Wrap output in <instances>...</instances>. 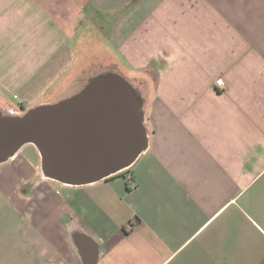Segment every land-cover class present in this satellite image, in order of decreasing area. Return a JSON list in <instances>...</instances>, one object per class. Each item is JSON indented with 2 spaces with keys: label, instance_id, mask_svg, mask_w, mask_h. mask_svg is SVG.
I'll return each mask as SVG.
<instances>
[{
  "label": "crops",
  "instance_id": "crops-1",
  "mask_svg": "<svg viewBox=\"0 0 264 264\" xmlns=\"http://www.w3.org/2000/svg\"><path fill=\"white\" fill-rule=\"evenodd\" d=\"M95 67L136 90L147 148L80 187L33 149L1 164L0 264H264V0H0V109Z\"/></svg>",
  "mask_w": 264,
  "mask_h": 264
},
{
  "label": "water",
  "instance_id": "water-1",
  "mask_svg": "<svg viewBox=\"0 0 264 264\" xmlns=\"http://www.w3.org/2000/svg\"><path fill=\"white\" fill-rule=\"evenodd\" d=\"M138 96L122 76L103 73L54 104L17 117L0 114V165L27 145L39 154L42 177L61 185L80 187L120 174L147 148Z\"/></svg>",
  "mask_w": 264,
  "mask_h": 264
},
{
  "label": "rangeland",
  "instance_id": "rangeland-1",
  "mask_svg": "<svg viewBox=\"0 0 264 264\" xmlns=\"http://www.w3.org/2000/svg\"><path fill=\"white\" fill-rule=\"evenodd\" d=\"M103 73L114 74L113 73V70L110 69V68H107V67L106 68H102V67L90 68L89 71L88 72H85L83 75L79 73L78 74L79 77L73 79L72 92L71 93H68L69 95L67 94V97H70L73 94H78L83 88H85V86L87 84H84V82H85V79L84 78L88 74L90 75V77L92 79V78H94V76H96L98 74H103ZM124 81H125V79H124ZM86 83H88V81ZM6 96H8V95H6ZM46 104L47 105H50L51 103L50 102H46ZM36 107H33V108H36ZM33 108H31V109H33ZM31 109H29V110H31ZM27 110L28 109L21 110L19 108V106H17V107L10 106V107H5V108L0 109V114L12 116V117H17V116L23 115L25 113V111H27ZM143 123H144V121H143ZM144 126H145V123H144ZM29 149H33L35 151V155L37 154V151L33 148V146H27V145H25V146H23L19 150L18 154H16L17 158H19V159H25L28 163H30L32 161V159H31V155H30L31 153L29 152Z\"/></svg>",
  "mask_w": 264,
  "mask_h": 264
},
{
  "label": "built area",
  "instance_id": "built-area-1",
  "mask_svg": "<svg viewBox=\"0 0 264 264\" xmlns=\"http://www.w3.org/2000/svg\"><path fill=\"white\" fill-rule=\"evenodd\" d=\"M222 83H223L222 81H219V82L217 83V85H218V86H221ZM14 99H16V97H14Z\"/></svg>",
  "mask_w": 264,
  "mask_h": 264
}]
</instances>
